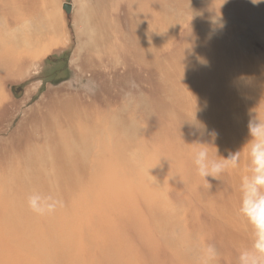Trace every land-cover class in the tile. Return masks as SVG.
I'll return each instance as SVG.
<instances>
[{
	"label": "rangeland",
	"instance_id": "1",
	"mask_svg": "<svg viewBox=\"0 0 264 264\" xmlns=\"http://www.w3.org/2000/svg\"><path fill=\"white\" fill-rule=\"evenodd\" d=\"M255 117L264 3L0 0V264H238L246 154L209 188L192 143L227 157Z\"/></svg>",
	"mask_w": 264,
	"mask_h": 264
},
{
	"label": "clouds",
	"instance_id": "2",
	"mask_svg": "<svg viewBox=\"0 0 264 264\" xmlns=\"http://www.w3.org/2000/svg\"><path fill=\"white\" fill-rule=\"evenodd\" d=\"M250 2L258 5L264 3V0H250ZM247 128L249 139L246 144L239 151L229 152L227 157L220 156L214 146L218 136L215 131L209 133L211 143L193 142L192 144L197 146L193 155V165L197 175L203 178L210 188L208 178L217 180L228 170L238 169L241 151L245 152L247 165L240 181L238 215L250 234L251 243L239 250L238 264H264V120L257 117L250 119ZM209 147L215 148V157L210 155ZM26 204L37 216L54 215L64 206L54 185L47 194L33 191L27 196ZM205 252L209 262L215 261L219 256L217 250L211 246L206 248Z\"/></svg>",
	"mask_w": 264,
	"mask_h": 264
},
{
	"label": "water",
	"instance_id": "3",
	"mask_svg": "<svg viewBox=\"0 0 264 264\" xmlns=\"http://www.w3.org/2000/svg\"><path fill=\"white\" fill-rule=\"evenodd\" d=\"M63 10L65 11V13L67 15L70 14V6L69 5H64Z\"/></svg>",
	"mask_w": 264,
	"mask_h": 264
},
{
	"label": "bare ground",
	"instance_id": "4",
	"mask_svg": "<svg viewBox=\"0 0 264 264\" xmlns=\"http://www.w3.org/2000/svg\"><path fill=\"white\" fill-rule=\"evenodd\" d=\"M12 41H13V40H12ZM12 41H11V42H12ZM13 43H14V42H13ZM1 46H2V45H1Z\"/></svg>",
	"mask_w": 264,
	"mask_h": 264
}]
</instances>
